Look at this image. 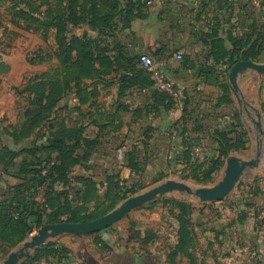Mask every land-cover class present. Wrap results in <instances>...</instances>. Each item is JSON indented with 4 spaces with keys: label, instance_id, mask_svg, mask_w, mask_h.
I'll return each mask as SVG.
<instances>
[{
    "label": "crops",
    "instance_id": "crops-1",
    "mask_svg": "<svg viewBox=\"0 0 264 264\" xmlns=\"http://www.w3.org/2000/svg\"><path fill=\"white\" fill-rule=\"evenodd\" d=\"M143 3L145 5L139 10L141 15L135 17L129 30L118 33L116 42L124 46L131 56L147 54L153 57L154 68L145 69L136 60L133 66L141 73H129L136 85L123 91H120V76L116 73L94 81L87 80L89 86L94 85L95 97H90V102L94 104L91 106L89 102L80 105L75 94L70 93L59 102L51 117L52 122L86 128V134L90 137H95L102 130L99 136L101 144L93 154V169L85 172L76 168L73 173L74 177L92 176L98 183L100 195H103L101 184L105 178L121 173L127 155L134 149L141 150V161L146 159L147 166L144 172L133 178L152 183L153 178L160 177L168 160L174 154L179 156L184 150V140L191 141L192 155L195 158L200 159V162H209L217 148V132L229 133L228 137L235 142L237 132L242 130L247 136L248 149L250 128L245 127L243 115L250 118L248 108L254 111V125L256 122L261 124L264 117V76L254 71H247L240 76L239 94L242 104H239L229 83L230 69L236 63L229 64L232 50L238 49L243 43L245 45L242 47L261 45L264 33V0H143ZM218 53H224L223 57L220 58ZM178 54L182 55L181 60L177 59ZM186 59H189L191 66L183 63ZM256 63H264V53ZM199 68L205 69L204 72L197 71ZM156 78L173 82L180 93L179 101L169 110L163 106L158 110L151 108L153 90L146 84L150 80L155 83ZM254 81L260 82V109L252 106L246 97L249 94L248 88ZM0 83L4 84L3 77H0ZM24 83L20 78L16 85ZM225 87L228 88L227 93L224 91ZM11 96L16 98L17 95L11 92ZM187 98V113L190 118L185 121L182 120L183 106ZM223 99L230 102H222ZM136 114L142 117L138 119ZM5 122L0 121V148L2 145L12 144L3 134L7 126ZM47 128L48 124L38 129L26 143L40 145L45 141ZM40 133L43 135L40 136ZM262 137L259 132L258 148L262 146ZM234 153L236 152L228 158L237 157ZM227 159L224 162L225 168ZM20 183L18 179L5 176L0 165V194H4L6 187ZM72 185L82 187L77 181H73ZM63 188L62 185L56 186L57 192H61ZM35 200L40 204L44 219L53 212L44 194L41 193ZM191 224L193 227V217ZM173 228L172 244L166 251L159 252H154L147 237H144L145 234L148 235L147 231L140 236L138 233L109 227L91 235H62L50 239L38 249L50 243L55 251L60 249L65 253L49 255L36 264H191V256L200 264L194 248L189 250L191 256L177 253L174 259L170 258L179 242L176 218ZM22 244L9 250L7 255L3 254L0 247V263ZM38 249L32 251L30 256Z\"/></svg>",
    "mask_w": 264,
    "mask_h": 264
},
{
    "label": "trees",
    "instance_id": "trees-1",
    "mask_svg": "<svg viewBox=\"0 0 264 264\" xmlns=\"http://www.w3.org/2000/svg\"><path fill=\"white\" fill-rule=\"evenodd\" d=\"M144 5L143 0H55L52 11L46 10L40 13V17L29 19L36 23L37 30L53 32L55 35L57 47L54 53L51 56H39L38 63L54 57L62 72L56 74L49 71L30 78L21 89H14L24 105L20 108V119L3 130L12 144L1 146L0 165L5 176L18 179L21 183L6 187L4 194H0V247L4 255L28 240L30 233L37 232L44 225L82 223L98 219L102 217L99 212L104 204L110 205L112 210L120 200L135 194L139 188L137 186L141 180L133 177L145 171L147 162L146 159L141 161V150L138 149L127 155L121 173L105 178L101 184L103 195H100L98 183L92 176L74 177L76 168L85 172L93 169V154L101 144L99 136L102 130L95 137H90L86 134V128L52 122L51 117L59 102L70 93L75 94L80 105L89 103L90 97H95L94 85L90 87L87 80L94 81L116 73L120 76V91L136 85L129 73H141L133 66L139 54L129 55L124 46L116 42V38L119 32L131 28L132 21L141 15L139 10ZM78 29L83 30L81 35L75 34L74 30ZM243 45L245 43L229 54L230 65L239 61L259 60L264 53V33L259 47L254 44L250 47H242ZM223 55L224 53H218L220 58ZM183 63L192 65L189 59ZM204 70L197 69L200 73ZM146 85L153 90V110H158L160 106L169 110L174 106V100L167 93L158 91L152 80ZM224 91L227 93L228 88L225 87ZM222 102L230 101L223 99ZM93 104L90 102L91 106ZM188 107L187 98L182 120L190 118ZM136 117L139 119L142 116L136 114ZM26 121H29V125L23 129ZM47 124L45 141L40 145L26 143L38 129ZM216 135L217 148L214 155L209 162L199 161V167L193 168L195 175L191 179L198 183L211 180L212 174L220 169L230 154L247 149V136L242 130L237 132L235 142L228 137L227 132H217ZM177 157L182 158V163L190 160L198 162V158L192 155L191 141L184 140V150ZM172 160L176 161L174 158ZM164 177L162 171L159 178L152 179V183L160 182ZM73 181L81 183L82 187H75L72 185ZM57 185L64 187L61 192H57ZM41 193L48 200V206L53 209L45 219L40 204L35 200ZM174 208L177 210L175 218L179 225V242L170 254L171 259L177 253L191 256L189 250L194 247L195 241L191 230L194 207L176 202ZM151 238L153 237L148 236L147 242ZM98 244L101 245L100 242ZM52 247L49 243L20 264H36L49 255L65 253L60 249L55 251ZM190 259L191 264H198L195 257L191 256Z\"/></svg>",
    "mask_w": 264,
    "mask_h": 264
},
{
    "label": "rangeland",
    "instance_id": "rangeland-1",
    "mask_svg": "<svg viewBox=\"0 0 264 264\" xmlns=\"http://www.w3.org/2000/svg\"><path fill=\"white\" fill-rule=\"evenodd\" d=\"M54 7L55 0H0V77L4 78V84L0 83V121H6V125L14 124L20 119V108L24 102L16 96L14 90L21 89L23 84L16 85L20 78L26 82L49 71L56 74L62 72L54 57L38 63L39 56H51L54 53L57 47L55 35L53 32L37 30L36 23L29 20L40 17V13L46 10L52 11ZM74 32L81 35L83 31L78 29ZM259 87L260 82H252L246 96L248 102L258 108ZM8 90L14 92L16 98H12ZM248 110L251 117L244 114L243 120L245 127L250 128L249 146L234 155L243 160H252L259 149L260 161L256 167L244 170L227 197L218 202L204 203L190 195L173 192L132 211L111 227L123 232L138 233L140 236L147 231L148 235L145 234L144 237H153L148 242L151 249L154 252L166 251L174 236V219L177 215L174 205L176 202L186 203L194 207L193 250L201 264H264V135L262 146L258 148L259 132L252 122V119L256 120L255 112L250 108ZM28 122L24 123L23 129L29 125ZM261 128L264 132V117L261 119ZM173 158L176 159L175 162ZM181 160V157L174 154L164 166V174H167L165 179L158 183L141 180L136 193L127 198L167 180L183 182L192 188H211L223 179L225 164L212 174L211 180L198 183L191 178L195 175L193 168L199 167L200 159L198 162L190 160L188 163H182ZM124 200H120L112 210ZM112 210L110 205L104 204L99 213L104 216Z\"/></svg>",
    "mask_w": 264,
    "mask_h": 264
},
{
    "label": "water",
    "instance_id": "water-1",
    "mask_svg": "<svg viewBox=\"0 0 264 264\" xmlns=\"http://www.w3.org/2000/svg\"><path fill=\"white\" fill-rule=\"evenodd\" d=\"M247 71H254L260 76H264V63L239 61L231 67L229 72L230 89L238 99L239 104L243 103L239 94V78ZM257 116L260 118L259 114ZM256 125L259 132L264 135L260 128V122H256ZM259 157L260 151L258 150L255 159L252 160H243L237 157L228 158L223 179L218 185L211 188H192L183 182L167 180L143 193L127 198L114 210L98 219L82 223L64 222L44 225L32 238L26 240L18 250L10 253L0 264H20L31 255L32 251L40 248L50 239L62 235H91L106 230L132 211L173 192L190 195L204 203L221 201L230 194L247 167L258 165Z\"/></svg>",
    "mask_w": 264,
    "mask_h": 264
},
{
    "label": "built area",
    "instance_id": "built-area-1",
    "mask_svg": "<svg viewBox=\"0 0 264 264\" xmlns=\"http://www.w3.org/2000/svg\"><path fill=\"white\" fill-rule=\"evenodd\" d=\"M177 59L181 60L182 55L178 54ZM138 61L143 68L148 69V70L154 68L155 66V60L153 59V57L147 54H139ZM154 81H155V88L158 91L167 93L174 100V102L179 101L180 93L173 82L165 81V80L157 79V78L154 79ZM36 233L37 232L35 231L30 233L28 240L32 238Z\"/></svg>",
    "mask_w": 264,
    "mask_h": 264
}]
</instances>
